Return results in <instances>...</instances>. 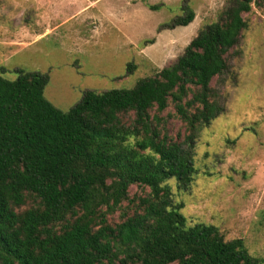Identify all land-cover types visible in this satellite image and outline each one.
Wrapping results in <instances>:
<instances>
[{
	"label": "trees",
	"instance_id": "trees-1",
	"mask_svg": "<svg viewBox=\"0 0 264 264\" xmlns=\"http://www.w3.org/2000/svg\"><path fill=\"white\" fill-rule=\"evenodd\" d=\"M231 3L173 65L69 111L46 98L48 73L0 74V264H264L242 239L190 226L169 184L193 182L198 133L224 112L211 84L264 0ZM183 12L167 28L194 21ZM170 105L184 139L166 130Z\"/></svg>",
	"mask_w": 264,
	"mask_h": 264
},
{
	"label": "rangeland",
	"instance_id": "rangeland-1",
	"mask_svg": "<svg viewBox=\"0 0 264 264\" xmlns=\"http://www.w3.org/2000/svg\"><path fill=\"white\" fill-rule=\"evenodd\" d=\"M231 1L0 0V74L14 81L19 70L48 73L46 98L69 111L87 91L131 89L173 65ZM184 6L194 21L167 28ZM243 17L248 28L211 84L224 112L198 133L194 180L169 184L190 226L214 225L264 261V4ZM162 116L168 133L184 139L174 106Z\"/></svg>",
	"mask_w": 264,
	"mask_h": 264
}]
</instances>
